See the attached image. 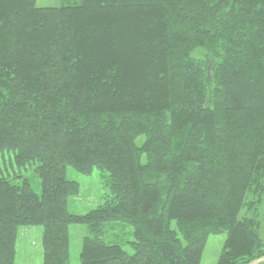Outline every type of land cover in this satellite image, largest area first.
Returning a JSON list of instances; mask_svg holds the SVG:
<instances>
[{"label": "trees", "instance_id": "obj_1", "mask_svg": "<svg viewBox=\"0 0 264 264\" xmlns=\"http://www.w3.org/2000/svg\"><path fill=\"white\" fill-rule=\"evenodd\" d=\"M6 153L41 193L0 167V264L30 226L42 264H69L71 224L81 264H201L222 232L219 264L262 259L239 215L264 180V0H0ZM68 167L109 173L104 205L69 212Z\"/></svg>", "mask_w": 264, "mask_h": 264}, {"label": "rangeland", "instance_id": "obj_2", "mask_svg": "<svg viewBox=\"0 0 264 264\" xmlns=\"http://www.w3.org/2000/svg\"><path fill=\"white\" fill-rule=\"evenodd\" d=\"M61 5L62 0H37L38 7H59ZM143 139L141 137L138 141L141 143ZM37 166L38 163H33L27 166L26 169L18 170L13 154L6 153L5 155H0V167L5 174H10L12 177L20 175L22 179L29 180L33 189L40 194V179L35 172ZM108 177L109 173L100 169H94L91 174H82L73 167H68L67 178L80 185L79 194L69 199V212L75 215H85L104 205L107 198L112 194L110 188L106 185ZM239 218L241 220L255 219V229L264 243V180L260 187L251 190L246 196ZM42 233V227L40 226L20 228L16 264H42ZM69 233L71 243L69 264H81L82 241L89 234V229L86 225L71 224L69 226ZM129 237L131 238V236H128L127 239ZM228 241L229 236L227 232L212 234L208 238L201 264H219L226 251L230 249ZM124 248L129 253H132L128 249L130 247ZM263 263L264 257L257 259L252 264Z\"/></svg>", "mask_w": 264, "mask_h": 264}]
</instances>
